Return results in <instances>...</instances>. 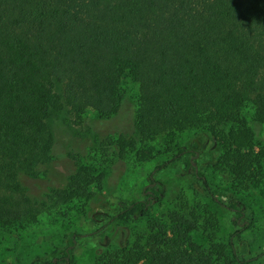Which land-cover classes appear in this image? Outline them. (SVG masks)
I'll list each match as a JSON object with an SVG mask.
<instances>
[{
  "label": "trees",
  "instance_id": "trees-1",
  "mask_svg": "<svg viewBox=\"0 0 264 264\" xmlns=\"http://www.w3.org/2000/svg\"><path fill=\"white\" fill-rule=\"evenodd\" d=\"M125 80L138 86L137 108L128 129L106 141L118 151L116 161L171 151V161L218 205L198 172L202 141L186 145L177 136L210 135L236 179L264 163L253 127L241 119L249 107L252 123H264V0H0V225L35 219L45 206H77L79 213L92 199L105 173L85 155L58 152L49 121L66 108L75 119L92 111L116 121ZM156 140L167 149L154 155ZM73 159L67 182L49 189L42 205L33 203L22 181L37 180L39 167ZM166 165L152 170L142 199L119 200L92 234L147 219L145 230L124 232L96 251L93 264H264V251L252 255L243 241L251 223L240 201L225 205L237 227L225 243L193 240L200 224L191 213L167 214L169 228L148 218L166 195L154 178ZM79 236L65 232L63 256L33 264H73Z\"/></svg>",
  "mask_w": 264,
  "mask_h": 264
},
{
  "label": "rangeland",
  "instance_id": "rangeland-1",
  "mask_svg": "<svg viewBox=\"0 0 264 264\" xmlns=\"http://www.w3.org/2000/svg\"><path fill=\"white\" fill-rule=\"evenodd\" d=\"M122 91L123 105L116 121L99 120L92 111L75 119L67 108L49 121L54 140L60 149H56L58 152L73 158L85 155L89 162L99 166V170L105 173L101 189L96 186L91 189L94 195L90 201L80 204L79 213L77 206H73V209L67 206H45L39 210L35 219L0 225V264H33L36 260L62 257L67 245L65 232L81 235L76 240L73 264H93L96 251L118 243L124 232L131 228L135 231L145 230L147 219L128 224L125 228L109 227L102 236L92 234L98 225L105 223V219L112 215L119 200L142 199L148 185V176L156 166L165 162L166 167L154 178L164 183L166 195L161 203L150 209L149 219H156L160 224L167 223L169 228L171 224L166 219L167 214L173 210L191 213L200 224L199 230L192 234L193 240L203 245L225 243L228 236L237 229L231 222L233 215L227 206L232 204V200H237L244 205L245 218L251 223L243 241L249 246L252 255L264 251V163L244 181L236 179L229 167L219 161L221 151L215 148L210 135L199 138L195 136L196 131H190L177 136V142L181 144L191 145V142L196 143V139L202 141L199 149L204 146V150L197 158V168L204 175L211 195L222 204L218 205L204 190L202 183L187 173L180 162L171 161V151L154 154L167 149L160 140L150 143L156 155L153 159L136 161L133 154L128 152L123 160L116 161L113 155L118 151L106 141L116 137V130L128 129L137 108L138 86L125 80ZM241 119L247 126L253 127L257 149H264V123H252L249 107L242 113ZM126 131L130 134L129 130ZM186 157L182 156L181 159ZM110 159L115 162L111 163ZM75 161L73 159L66 164L54 162L39 167L37 180H23L22 187L30 200L42 205L49 189L61 187L67 182L68 171ZM94 215H104V220L98 224Z\"/></svg>",
  "mask_w": 264,
  "mask_h": 264
}]
</instances>
